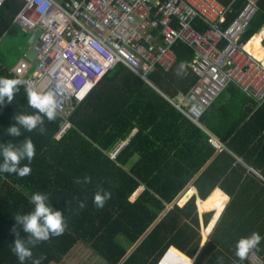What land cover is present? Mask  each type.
Masks as SVG:
<instances>
[{"label":"trees","instance_id":"trees-1","mask_svg":"<svg viewBox=\"0 0 264 264\" xmlns=\"http://www.w3.org/2000/svg\"><path fill=\"white\" fill-rule=\"evenodd\" d=\"M217 1L228 7L225 25L243 6V0ZM257 6L240 43L253 36L245 50L262 61L264 30L257 33L264 25V0H257ZM19 7V0H4L0 6V37L25 35L12 23ZM193 25L198 31L207 28L199 20ZM173 51L176 62L168 72L156 67L147 76L151 86L123 64L109 70L74 108L71 127L59 139L58 115L52 122L45 118L44 134L39 129H21L20 137L7 134L15 114L34 112L23 86L11 103L5 98L0 104V144L30 137L35 146L30 175L0 173V264H20L11 250L16 239L12 229L27 238L15 215L34 210L29 201L35 192L48 195L49 206L62 211L68 227L31 248L32 257L24 264H59L77 242L106 264H157L171 247L192 259L201 243L197 206L205 205L201 202L216 188L229 202L193 264H248L235 255L236 244L253 232L262 237L254 254L264 255V100L259 104L230 86L225 91L235 99L221 107L220 122L212 118L214 102L198 121L203 129L196 126L167 101L186 94L197 80L189 67L192 50L178 42ZM182 61L186 72L178 75ZM7 70L0 62V77L14 79ZM210 134L221 147L212 144ZM27 163L25 159L21 166ZM86 176L90 183H75ZM100 188L111 193L103 208L93 202ZM211 213L201 215L203 226L210 223Z\"/></svg>","mask_w":264,"mask_h":264},{"label":"built area","instance_id":"built-area-1","mask_svg":"<svg viewBox=\"0 0 264 264\" xmlns=\"http://www.w3.org/2000/svg\"><path fill=\"white\" fill-rule=\"evenodd\" d=\"M4 0H0V6ZM12 23L22 33L40 34L30 46L36 56L20 59L8 70L41 92L53 91L59 102V139L70 127L74 108L118 64L151 86L147 76L156 67H173V46L180 42L193 52L189 63L197 80L170 105L202 128L200 117L228 87L259 104L264 100V66L240 38L258 11L257 0L243 6L225 25L228 7L217 0H19ZM205 25L196 30L193 23ZM2 37H0L1 42ZM262 43V40L260 41ZM32 61V62H33ZM24 87V86H23ZM210 141L215 144L210 136ZM248 264H264L251 253Z\"/></svg>","mask_w":264,"mask_h":264},{"label":"clouds","instance_id":"clouds-1","mask_svg":"<svg viewBox=\"0 0 264 264\" xmlns=\"http://www.w3.org/2000/svg\"><path fill=\"white\" fill-rule=\"evenodd\" d=\"M249 40L245 44H241L246 45ZM186 68V62L182 61L179 64L177 74L179 75L186 72ZM20 86H24L28 108L33 109L34 112L15 114L13 119L16 123L7 128V134L11 137H20L22 135L21 129L27 132H33L39 129V133L44 134L46 132L44 126L45 118L49 122H52L58 115L57 109L59 107V102L56 95L53 91L41 92L28 81L0 77V104L4 103L5 98H7L8 103H11L14 99V94L20 91ZM0 157H2V162H0V173L16 174L18 177L24 178L31 174L30 164L35 157L34 143L30 137H26L19 144L11 141L0 144ZM25 159L28 163L21 166V162ZM251 172L254 171L251 170ZM90 182L91 177L87 176L84 177L83 180L80 178L75 180L77 184H86ZM140 189L142 191V187ZM136 193L134 194V198L131 197V200H134L139 194V192L137 195ZM110 198L111 193L100 188L95 192L93 202L97 208H103L106 201ZM29 202L34 205L33 211L27 214L18 213L15 215L17 225L22 226L23 232L27 234V238H20V234L16 231V228L13 227L12 229L16 235V239L12 244L13 247L11 250L17 256L20 264H24L27 259H31V248L37 246L41 242L49 240L52 236L62 235L68 227L62 211H55L49 206V197L46 193L35 192L32 194ZM79 207L83 209L85 203L80 202ZM261 239V235L257 232H253L250 236L239 239L236 244L235 255L241 261L245 260L250 253L259 250L258 246L261 243ZM33 264H40V261L36 260Z\"/></svg>","mask_w":264,"mask_h":264},{"label":"rangeland","instance_id":"rangeland-1","mask_svg":"<svg viewBox=\"0 0 264 264\" xmlns=\"http://www.w3.org/2000/svg\"><path fill=\"white\" fill-rule=\"evenodd\" d=\"M28 38L29 35L25 34L24 36H21L19 33L13 36L11 35L2 36L0 42V62L7 69H9L18 60L24 59L25 54H27L28 49L30 47V45L27 43ZM30 64H31L30 68L34 69L36 66L35 62L33 61ZM233 99H235V96L231 92L225 91L224 93L220 94V96L215 101V103L217 104L214 107V111L216 112V114L214 115L212 114V118L220 122L219 117H220L221 107L232 104ZM201 215L197 214L199 219V236H200ZM209 235L205 237V240H207ZM200 240H201V236H200ZM204 242L205 241H203L200 244H203ZM59 264H106V263L99 256L94 254V252L85 243L77 242L68 252L67 256L64 257Z\"/></svg>","mask_w":264,"mask_h":264},{"label":"crops","instance_id":"crops-1","mask_svg":"<svg viewBox=\"0 0 264 264\" xmlns=\"http://www.w3.org/2000/svg\"><path fill=\"white\" fill-rule=\"evenodd\" d=\"M263 30H264V25L257 34L261 33ZM261 36L262 37H261L260 41L262 40V43H264V33ZM262 43L260 42V45L262 47H264V44L262 45ZM263 60H264V58H263ZM262 61H260V62L262 63ZM252 173L257 176V174L255 172H252ZM257 177H259V176H257ZM260 179L262 181H264L262 178H260ZM190 187L191 186H189L188 189ZM188 189H186L183 192L182 196L187 192ZM228 202H229V197L227 198L225 196V194L220 189L216 188L209 195V197L207 199H205L203 202H201V203H205V205L200 206V207L197 206L199 213L213 212V216H212V219L210 220V223L207 226L201 227V230H200L201 238H202L201 243L203 241H205V237H207V235L212 232L213 227L215 226L216 222L218 221V218L220 217L222 211L224 210V208ZM200 222H201V217H200ZM196 254H197V252H196ZM193 259L194 258H192V259L186 258L185 256H183L181 254V252L176 250L174 247H171L168 250L165 258L159 264H192ZM50 264H55V263L51 262Z\"/></svg>","mask_w":264,"mask_h":264},{"label":"water","instance_id":"water-1","mask_svg":"<svg viewBox=\"0 0 264 264\" xmlns=\"http://www.w3.org/2000/svg\"><path fill=\"white\" fill-rule=\"evenodd\" d=\"M39 34H40V31L39 30H36V31H34L30 36H29V38H28V40H27V43L31 46L34 42H35V40L38 38V36H39ZM35 56H36V53H35V51L32 49V48H30L29 47V49H28V52H27V54H25V59H27L28 61H30V62H32L33 60H34V58H35ZM203 129V128H202ZM135 132V131H134ZM211 135V134H210ZM211 137L214 139V142H215V144H217L219 141L215 138V137H213L212 135H211ZM126 145V142H124V143H122L119 147H118V150L117 151H119V150H121L124 146ZM193 188V187H192ZM193 190H194V188H193ZM141 191V189H139L138 190V192H140ZM138 192L136 193V195L138 194ZM193 195H195V190H194V193H193ZM197 198L195 197V200H196ZM178 204V203H177ZM179 205V204H178ZM211 220V218L209 219V221ZM201 226H203L202 224H201V222H200V227ZM201 245L202 244H200L199 245V247H198V249H197V254H196V252H195V255L193 256V261H192V264L194 263V261H195V259H196V257H197V255H198V252H199V250H200V248H201ZM165 256V255H164ZM164 256L162 257V258H164ZM161 258V259H162ZM161 259L159 260V262L161 261ZM158 262V263H159ZM157 263V264H158Z\"/></svg>","mask_w":264,"mask_h":264},{"label":"bare ground","instance_id":"bare-ground-1","mask_svg":"<svg viewBox=\"0 0 264 264\" xmlns=\"http://www.w3.org/2000/svg\"><path fill=\"white\" fill-rule=\"evenodd\" d=\"M188 187H189V186H188ZM188 187H187L186 189H188ZM186 189H185V190H186ZM185 190H184V191H185ZM184 191H183V192H184ZM182 194H183V193H182ZM196 198H197V197H196ZM179 199H180V198H179ZM179 199H178V204H179ZM200 201H201V200H200ZM197 202H198V198L196 199V205H197Z\"/></svg>","mask_w":264,"mask_h":264}]
</instances>
